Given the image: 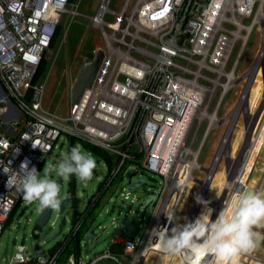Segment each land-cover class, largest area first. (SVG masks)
<instances>
[{
	"label": "built area",
	"instance_id": "obj_1",
	"mask_svg": "<svg viewBox=\"0 0 264 264\" xmlns=\"http://www.w3.org/2000/svg\"><path fill=\"white\" fill-rule=\"evenodd\" d=\"M107 2L101 0L97 13L89 17L104 41V49L95 51L89 60L99 53L102 57L90 85L84 86L75 101L73 85L68 87V115L61 118L45 110V85L38 72L42 62L50 59L51 44L63 17L80 15L77 0H0V161H11L14 171L28 161L29 168L39 172L61 136L67 138L69 146L73 139L85 141L114 156L111 167L106 159H100L104 180L86 208L70 220L62 241L34 255L25 245H17L11 255L0 257V264H61L64 248L100 206L123 167L133 174L126 186L137 182L134 176L141 178L145 171L161 178L159 187L151 190L150 201L146 200L152 214L142 237L135 240L132 235L115 233L107 251L88 261L79 251L71 252L63 264H95L102 258L121 264L116 255L127 257V264H144L152 253L165 254L152 230H171L174 225L168 224L164 212L172 208L177 215L182 193L190 183L199 187L182 224L194 221L203 208L196 203L197 196L209 202L214 221L223 206L248 188L254 161L264 147L261 144L257 149L259 137H264V81L257 103L261 113L248 130L250 89L258 72L264 80V0H124L115 13L109 11ZM105 14L114 20L105 21ZM255 26L261 31L259 52L239 76V58ZM241 80L244 84L236 106L219 118L222 100ZM240 117L243 140L234 153L232 136ZM224 123V135L209 166L200 165L198 157L208 134ZM221 159L226 161L225 182L216 199H208V188ZM2 167L0 236L22 196L14 187H6L8 177ZM198 170L204 172L203 178L196 176ZM260 172L253 192L262 191L264 186V165ZM111 200L112 196L108 197ZM135 230L136 226L131 234ZM83 242L81 239L79 245ZM115 244L121 246L119 253L110 251ZM244 256L264 264L254 252ZM178 258L182 264H189L185 257ZM212 259L197 257L191 264H209Z\"/></svg>",
	"mask_w": 264,
	"mask_h": 264
},
{
	"label": "rangeland",
	"instance_id": "obj_2",
	"mask_svg": "<svg viewBox=\"0 0 264 264\" xmlns=\"http://www.w3.org/2000/svg\"><path fill=\"white\" fill-rule=\"evenodd\" d=\"M100 2L101 0H77V12L80 15L74 17H63V20L60 23L58 36L50 48V59L46 60L44 72L41 76V80L45 85L43 106L45 110L58 117L65 118L68 115V87L73 85L84 61L86 59L93 58L95 56V51L104 49V41L101 32L98 28H95L92 25L89 19V17H92L97 13ZM123 2L124 0H108L107 8L109 11L114 13L118 12ZM104 20L112 22L114 18L110 14H105ZM260 44V27L255 26L252 29L239 58V66L237 69V74L239 76L242 75L255 61L259 52ZM234 57L235 54L233 58ZM263 81L262 73L260 71L256 74L250 89L249 108L252 113L254 112V116L252 122H250L248 130L251 128L253 123H255L257 117L261 113L257 103L261 97L260 95L262 94ZM243 84L244 80H241L226 94L224 100H222V105L218 114L219 118L226 117L234 109L240 97ZM257 107L258 110L256 109ZM18 115H20L19 112ZM225 129L226 123L214 128L208 134L198 157L200 165L204 167L209 166L214 154L216 153L222 135H224ZM243 132L244 123L242 117H240L232 136L231 146L234 153H236L241 147ZM77 144L81 145L86 152H89L81 141L75 140L74 146ZM68 151V140L65 136H61L52 150V156H48L46 158V163H55ZM262 151L259 158H261L262 162H264V151ZM92 155L96 158L98 165L94 170L92 180L88 182H81L74 176V189L78 199V210L80 211H83L86 208L88 200L95 194V189L98 187L99 183L104 180L105 176V169L101 167L102 160L94 154ZM44 166L45 164L39 172H42ZM131 174L132 170L130 169L124 170L123 167L120 170L116 176V180L109 188L110 192L106 197V200L101 199L100 206L94 213H92L91 219L93 222H91L90 219H87L84 223L82 227V235L88 228L95 229L97 233L91 252L87 253L84 245H79V254L85 260H91L97 254L107 251L112 235L115 233L123 234L127 225H130L131 223L136 226V230L133 232L132 237L135 240L142 237L145 225L148 223L152 214L150 205H146V200L152 195L151 190L159 187L161 178L149 171H145L143 173V177L146 181L132 189L126 186L127 177ZM195 174L198 178L204 177V172L202 171L198 170ZM225 175L226 161L221 159L208 188V199H216L219 195L221 185L225 182ZM138 178L139 176L135 175L133 179ZM60 184L62 185V196L64 194L68 195V191L71 189L70 178L67 180L62 179ZM198 187L197 183H190L184 193H182L177 207V217L179 218V222L181 224L188 215L191 204L194 200L196 192L198 191ZM112 191L113 195H111ZM126 191H128V194L124 197ZM110 196H112L111 202L108 201V197ZM133 197H136L135 201H132ZM202 210L203 208L198 215L202 212ZM41 212L42 209L39 207L38 203L29 204L25 202L22 197V201L18 206L14 219L9 227L3 230V233L0 236L1 258H6L11 255L17 249V245L20 244L25 245L26 251L29 252L30 255H34V244L38 243L43 249L49 251L55 246L57 241L60 242L64 239V236L67 234L66 229H64L56 237L49 240V238L58 230L63 217L69 221L71 220L70 206H67L63 212L53 210L51 215L52 220L55 218L56 214H59V218L56 220L55 225L51 226L47 224L42 226L40 228V238L34 239L31 235L32 228ZM125 213H128L127 220L124 225H119V221L122 217H124ZM69 227L70 223H67L66 228ZM116 256L121 264H127V257L122 255ZM150 257L151 256H149L145 262L152 261L151 264H178L177 256H174L173 258L170 255L164 254V259L163 261L161 259L160 262L159 256L156 259L152 257L151 260ZM95 264H117V262L111 258H102Z\"/></svg>",
	"mask_w": 264,
	"mask_h": 264
},
{
	"label": "clouds",
	"instance_id": "obj_3",
	"mask_svg": "<svg viewBox=\"0 0 264 264\" xmlns=\"http://www.w3.org/2000/svg\"><path fill=\"white\" fill-rule=\"evenodd\" d=\"M28 164L24 161L19 171H14L11 161L8 164L0 161L3 173L8 177L6 187H14L29 204L38 203L41 209L56 211L68 199L67 194L62 196L58 179L75 176L81 182H88L98 166L92 153L79 144L55 163H45L42 172L35 167L29 168ZM195 199L203 210L194 221L181 224L176 211L169 208L164 215L168 224L174 225L171 230L168 227L152 230L163 253L183 256L189 264L197 257L206 256L213 258L209 264H239L241 255L256 249L260 233L254 229H264V192L237 193L214 221L211 220L213 210L208 207L209 202L199 196Z\"/></svg>",
	"mask_w": 264,
	"mask_h": 264
},
{
	"label": "water",
	"instance_id": "obj_4",
	"mask_svg": "<svg viewBox=\"0 0 264 264\" xmlns=\"http://www.w3.org/2000/svg\"><path fill=\"white\" fill-rule=\"evenodd\" d=\"M101 57H102V55H101V53H99L97 55V57H95L93 60L86 59L84 61L83 65H82V67H81V69L77 75V78L73 84L72 97H73L74 101L79 97L84 86L90 85ZM262 167H263V164H262ZM132 175L133 174H131L130 176L127 177L126 185L130 184ZM260 175H261V172H259V177H260ZM61 181H62V179H58V183H61ZM136 181L137 182H134L133 184H131L128 187L133 189V188L143 184L144 178L143 177L138 178ZM70 186H71V189L68 191V195H67L68 199L63 201L61 208L59 209V212H63L67 206H70L71 219H72V217L77 212H80V210H78V199L76 197L75 189H74V176L70 177ZM262 192H264V190ZM148 201H150V199H148L147 202ZM52 212H53V209H48V208L42 209L41 214L37 218L36 222H34V226L32 228L31 235L34 239L40 238V228L42 226L49 224L50 221H54V225H55L56 220L59 218V214H56L55 218L52 220V218H51ZM91 222H93V220ZM125 222H126V218L122 217V219L119 221V225H124ZM67 223H70V221L63 217L61 222H60V226H59L58 230L49 238V240L56 237L64 229H66ZM134 227L135 226L133 223H131L130 225H127V228L125 229L124 235L125 236H131L132 235L131 233H132V230L134 229ZM96 236H97V233H96L95 229L88 228L87 231L84 232V236L82 239L84 240L83 245H84L85 251L87 253L92 251L93 242H94ZM57 244H58V241L55 243V245H57ZM33 251H34V253H44L45 249H43L38 243H36L33 246Z\"/></svg>",
	"mask_w": 264,
	"mask_h": 264
},
{
	"label": "trees",
	"instance_id": "obj_5",
	"mask_svg": "<svg viewBox=\"0 0 264 264\" xmlns=\"http://www.w3.org/2000/svg\"><path fill=\"white\" fill-rule=\"evenodd\" d=\"M59 32L56 33L55 35V38L54 40L52 41V44L51 46L54 44L55 40H56V36L58 35ZM45 64H46V61L44 60L39 68V72H38V77H41L43 72H44V68H45ZM74 141L75 139L72 140V143L71 145L69 146V151L70 149L74 146ZM84 146L87 148L88 151H91L92 154H94L95 156L97 155V157H99V159H106L109 166L111 167V162L113 161V157L114 156H111L109 155L108 153H106L104 150H102L101 148L95 146V145H92V144H89L85 141H81ZM263 151H264V148H263ZM262 151V152H263ZM116 180V179H115ZM114 180V181H115ZM113 181V182H114ZM22 197L23 195L20 197V199L17 201V203L15 204L11 214L9 215L7 221L5 222L4 224V229L9 227V225L11 224L12 220L14 219L16 213H17V209H18V206L20 205V202L22 201ZM79 212H77L73 217H72V220H75L78 216H79ZM86 222V221H85ZM84 225V224H83ZM83 225L81 226V228H79V230L76 232V236L75 238L68 243V245L64 248L61 256H60V259H59V262L61 264H63V262L65 261L66 257L71 253V252H78L79 251V242L80 240L82 239V237L84 236V233L82 235V227ZM73 243V244H72ZM72 244V245H71ZM110 251H112L113 253H119L121 251V246L118 245V244H115V245H112L110 247Z\"/></svg>",
	"mask_w": 264,
	"mask_h": 264
},
{
	"label": "bare ground",
	"instance_id": "obj_6",
	"mask_svg": "<svg viewBox=\"0 0 264 264\" xmlns=\"http://www.w3.org/2000/svg\"><path fill=\"white\" fill-rule=\"evenodd\" d=\"M261 96V95H260ZM253 116H254V113H252L251 114V118H250V122H252V120H253ZM256 117V116H255ZM256 119V118H255ZM257 119H258V117H257ZM256 119V120H257ZM255 123H256V121H255ZM255 123H253V125L251 126V128H250V130H252V128L254 127V125H255ZM260 138V140L258 141V146H257V149H259L260 147H261V144H263L264 145V137H263V135L262 136H260L259 137ZM255 145V142H253L252 144H251V147L253 148V146ZM264 148V147H263ZM261 151H262V149H261ZM261 155V152H260V154H259V156ZM253 156V155H252ZM259 156H258V158H259ZM261 168H262V160H261V158H259V159H257L256 161H254V168L252 169V171H251V173H250V176H249V179H248V188L246 189V192H250V191H252V188L257 184V181H258V179H259V172H260V170H261ZM145 207V206H144ZM153 254H155V253H152L150 256V260H151V258L152 257H154V259H156L158 256L160 257L159 258V262L161 261V259H162V261H163V259H164V257H163V255L162 254H159V253H156V255H153ZM166 255V254H165ZM171 256V255H170ZM174 258V257H173ZM154 259H152V260H154ZM152 262V261H151ZM151 262L150 261H148V262H146L145 264H151Z\"/></svg>",
	"mask_w": 264,
	"mask_h": 264
},
{
	"label": "crops",
	"instance_id": "obj_7",
	"mask_svg": "<svg viewBox=\"0 0 264 264\" xmlns=\"http://www.w3.org/2000/svg\"><path fill=\"white\" fill-rule=\"evenodd\" d=\"M262 154V153H261ZM261 156V155H260ZM262 164L264 165V162H262ZM264 190V186L262 188V191ZM109 191L106 192V195L103 197V200H106V197L108 196ZM92 215L88 217V220L90 219V221H92L91 219ZM127 220V219H126ZM254 231H258L260 233V238L258 239L257 242V247L256 249L253 251L255 253L256 256H258L259 258L264 259V229H259L256 230L254 229ZM156 255V254H155ZM172 257L177 256L178 259V264H182L178 258V255H171ZM239 262H241L242 264H260L258 261L256 260H248L246 256L241 255L239 257ZM146 263V262H145ZM144 263V264H145ZM235 263V262H234Z\"/></svg>",
	"mask_w": 264,
	"mask_h": 264
}]
</instances>
